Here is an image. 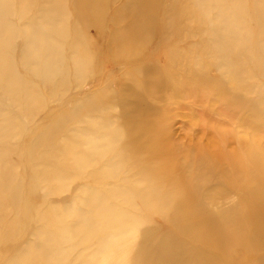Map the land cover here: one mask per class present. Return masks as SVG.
Here are the masks:
<instances>
[{"label": "rangeland", "instance_id": "obj_1", "mask_svg": "<svg viewBox=\"0 0 264 264\" xmlns=\"http://www.w3.org/2000/svg\"><path fill=\"white\" fill-rule=\"evenodd\" d=\"M0 264H264V0H0Z\"/></svg>", "mask_w": 264, "mask_h": 264}]
</instances>
